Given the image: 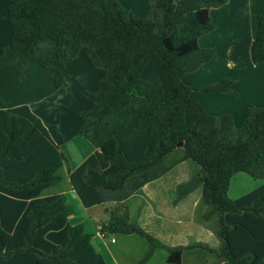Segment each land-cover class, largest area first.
Segmentation results:
<instances>
[{"label":"trees","instance_id":"trees-1","mask_svg":"<svg viewBox=\"0 0 264 264\" xmlns=\"http://www.w3.org/2000/svg\"><path fill=\"white\" fill-rule=\"evenodd\" d=\"M226 0H147L139 16L119 0H13L8 5L10 43L0 51V69L20 78L31 62L47 70L56 87L65 67L84 52L103 75L85 91L92 107L79 112L77 135L96 147L68 169L71 188L87 208L125 202L166 174L167 156L182 148L201 171L178 185L179 198L201 185L204 221L216 216L218 247L204 241L168 245L140 223L111 214L101 232L140 235L148 242L134 264H146L159 249L168 264L185 256L213 254L223 264H264V183L233 198L235 174L264 178V105L250 103L242 126L232 114L214 115L192 96L186 73L210 61L215 51L199 44L214 28L211 8ZM251 59L264 63V13L257 18ZM229 77L207 84L238 96ZM179 160V161H180ZM67 158L29 104L0 108V264H108L83 223L72 224L73 206L63 191ZM201 213V212H200Z\"/></svg>","mask_w":264,"mask_h":264},{"label":"crops","instance_id":"crops-1","mask_svg":"<svg viewBox=\"0 0 264 264\" xmlns=\"http://www.w3.org/2000/svg\"><path fill=\"white\" fill-rule=\"evenodd\" d=\"M12 1L0 0V51L10 43L8 5ZM210 13L215 26L199 38V44L213 48L215 55L199 69L186 73L183 80L193 87L192 96L210 113H230L235 124L240 127L246 119L248 104L264 105V63H254L250 53L257 18L264 13V0H226L223 4L212 7ZM65 74L67 82L61 87H56L49 72L36 62L28 65L24 78H20L14 68L0 69V108L29 104L64 151L68 169H74L96 150L91 141L76 133L80 123L79 112L92 107V102L84 93L97 89L103 73L89 62L84 52H81L77 58L67 63ZM224 77L235 80L233 87L238 91V96L203 88ZM69 188L64 193L66 199H71L70 204L74 206L71 216L75 217L76 213H79V222H74L71 217V223L84 224L85 229L92 233V244L104 255L108 264H122L123 259H116L113 247L100 239L114 234L102 235L97 226L95 229L89 221L85 222L86 212L80 208L82 201L77 199L79 196L75 190ZM78 204L79 208H76ZM75 209L78 211L74 212ZM114 248L119 249V258L131 257L133 253L132 245L128 246V250H123L119 243ZM144 248L147 249L145 245Z\"/></svg>","mask_w":264,"mask_h":264},{"label":"rangeland","instance_id":"rangeland-1","mask_svg":"<svg viewBox=\"0 0 264 264\" xmlns=\"http://www.w3.org/2000/svg\"><path fill=\"white\" fill-rule=\"evenodd\" d=\"M119 1L123 6L139 16H146L149 12L147 0ZM183 154L184 150L182 148L175 149V151L167 156V162L173 164V167L160 178L146 184L137 194L125 202L106 203L91 207V209L84 207L80 202V208L86 212L85 222L89 221L90 225H93L95 229L97 226L103 235L101 232L103 223L107 221L111 214H118L129 221L140 223L145 229L158 236V238L168 245L204 241L210 247H218L220 241L214 231L217 226L216 216L208 221H204L201 217L202 210L206 208L201 198L202 186L198 185L194 190L179 198L178 185L189 181L201 171V165L196 161L188 158L180 160ZM263 182L264 178H254L247 172H239L231 180L229 194L233 198L245 195L256 189ZM69 185L67 163L63 167L62 181L53 186L51 190L58 191L64 189L63 192H67ZM75 196L77 197L76 194ZM67 201L72 203L71 199ZM79 204L76 208H79ZM76 211L78 209H75L74 212ZM98 211H101V213H98ZM72 219L74 222H79V213H76ZM104 238H106L105 235ZM100 239L107 241L110 244L109 246L113 247L116 259L119 261L123 259L122 264L136 263L146 250L144 245L148 247L147 240L137 234L131 236L118 234L106 239ZM118 243L122 246L123 250H128L129 245L133 246L131 257L119 258V249L114 248ZM206 253L210 256L204 259H201L195 253L187 255L184 257L182 264H223L213 254H209L210 252L207 251ZM167 258V250L159 249L147 264H168Z\"/></svg>","mask_w":264,"mask_h":264}]
</instances>
